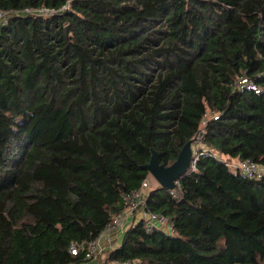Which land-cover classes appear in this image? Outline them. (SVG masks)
<instances>
[{
  "label": "trees",
  "instance_id": "trees-1",
  "mask_svg": "<svg viewBox=\"0 0 264 264\" xmlns=\"http://www.w3.org/2000/svg\"><path fill=\"white\" fill-rule=\"evenodd\" d=\"M42 7L56 12H26ZM0 10V264L93 259L84 243L127 208L122 194L149 176L152 151L170 165L200 130L208 150L178 196L159 186L146 196L174 232L139 219L100 264L264 261V175L225 164L264 165V0H0ZM242 75L259 92L236 89Z\"/></svg>",
  "mask_w": 264,
  "mask_h": 264
},
{
  "label": "built area",
  "instance_id": "built-area-1",
  "mask_svg": "<svg viewBox=\"0 0 264 264\" xmlns=\"http://www.w3.org/2000/svg\"><path fill=\"white\" fill-rule=\"evenodd\" d=\"M69 3H66L63 8H68ZM26 12L30 14L40 15V16H49L54 14L56 11L53 9L48 8H38V9H27ZM8 12L1 11L0 10V21L1 23H7L9 14ZM236 89L242 91V90H253L255 92H259V87L256 86V84L249 78H247L245 75L240 76L236 83H235ZM213 119L218 118V114L214 113L211 116ZM207 118V114L204 115V118L201 121V124H205ZM202 130H200L196 136V142L197 140H200L202 137ZM195 142V141H194ZM193 142V143H194ZM193 145V144H192ZM192 163L190 168L194 166L195 159L197 158V153L200 150L201 153L207 151V148H204L203 146L197 145V148L195 150L192 146ZM216 157H218L216 155ZM225 164L229 166L235 173H238L242 176L248 177V178H255L259 179L264 175V165L258 164L254 161H251L249 159H244L241 161H225ZM179 180L176 182L175 187L173 189H170V194L176 198L179 193ZM150 180L149 176L145 178L142 182L139 188L134 189L130 192H126L122 194L123 199L127 203V208L123 210L122 212L115 215L111 222L108 223L104 230L93 240L90 242L84 243L86 245V258H94L101 247V240L105 236L106 233H110L117 228H120L123 225V222L125 220V216L128 213H134L137 215L138 220L142 219L145 221L146 228L148 231L153 230L154 228H163L168 233H173L174 228L172 226V222L170 218L165 216L164 214L152 212L147 208V202H146V196L148 195V192L150 190ZM83 243V242H82ZM78 250V245L75 243H72L70 246L71 253H76ZM115 264H132V262L129 261H122L117 262Z\"/></svg>",
  "mask_w": 264,
  "mask_h": 264
},
{
  "label": "water",
  "instance_id": "water-1",
  "mask_svg": "<svg viewBox=\"0 0 264 264\" xmlns=\"http://www.w3.org/2000/svg\"><path fill=\"white\" fill-rule=\"evenodd\" d=\"M195 138L188 140L178 152L176 159L167 166L159 163L158 154L152 151L149 162L143 167L158 183L159 187L173 189L176 182L190 169L192 163V144Z\"/></svg>",
  "mask_w": 264,
  "mask_h": 264
},
{
  "label": "crops",
  "instance_id": "crops-1",
  "mask_svg": "<svg viewBox=\"0 0 264 264\" xmlns=\"http://www.w3.org/2000/svg\"><path fill=\"white\" fill-rule=\"evenodd\" d=\"M150 183L153 185L154 182L153 181L152 182L150 181ZM137 220H138V218H137V215L136 214H134V213H128L125 216V220L123 222V225L126 223L125 229L129 225H131L134 222H136ZM125 229L120 230L119 228H117L116 230H114V231H112L110 233H106L105 234V236L101 240V247H100V250H99V252L97 254L100 259H102L114 247H116V246L119 245L120 240H121V234H122V232ZM97 255L93 259L88 260V261H86L84 263H81V264H100L101 261H100V259L98 258Z\"/></svg>",
  "mask_w": 264,
  "mask_h": 264
},
{
  "label": "rangeland",
  "instance_id": "rangeland-1",
  "mask_svg": "<svg viewBox=\"0 0 264 264\" xmlns=\"http://www.w3.org/2000/svg\"><path fill=\"white\" fill-rule=\"evenodd\" d=\"M196 143H197V142L195 141V142L193 143V145H192L194 150H195V148H197ZM149 180H150L151 182H152V181L154 182L153 185L150 183V187H151V188H153L154 186H159L158 183L155 181V179H154L152 176H150V175H149ZM125 225H126V223H125L124 225H122V227L119 228V229H120V230L125 229ZM123 233H124V231H123L122 234H121V239H122V235H123ZM120 241H121V240H120ZM97 256H98V255H97ZM98 258H99V256H98ZM99 259H100V258H99ZM100 261L103 263V259H100ZM261 264H264V261H263Z\"/></svg>",
  "mask_w": 264,
  "mask_h": 264
}]
</instances>
